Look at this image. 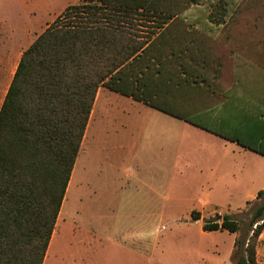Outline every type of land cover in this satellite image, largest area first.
Masks as SVG:
<instances>
[{"label":"trees","instance_id":"1","mask_svg":"<svg viewBox=\"0 0 264 264\" xmlns=\"http://www.w3.org/2000/svg\"><path fill=\"white\" fill-rule=\"evenodd\" d=\"M114 1L69 5L17 64L0 108V264H44L102 85L264 156V46L232 47L228 30L247 0ZM145 6L180 14L152 17L162 29L143 34L131 25L147 20L132 15ZM161 83L195 104L175 109ZM251 225L234 264H258L264 203ZM203 229L237 233L240 223L226 214Z\"/></svg>","mask_w":264,"mask_h":264},{"label":"rangeland","instance_id":"2","mask_svg":"<svg viewBox=\"0 0 264 264\" xmlns=\"http://www.w3.org/2000/svg\"><path fill=\"white\" fill-rule=\"evenodd\" d=\"M67 2L0 0V106L23 51ZM259 9L241 7L230 46L264 38ZM254 23L263 26L245 30ZM118 108L110 100L91 114L44 264H234L235 239L252 232L264 203V156L190 126L179 151L174 142L147 144L139 139L147 114ZM118 119L128 126L117 132ZM226 214L240 223L237 233L203 229ZM257 260L264 264V229Z\"/></svg>","mask_w":264,"mask_h":264},{"label":"crops","instance_id":"3","mask_svg":"<svg viewBox=\"0 0 264 264\" xmlns=\"http://www.w3.org/2000/svg\"><path fill=\"white\" fill-rule=\"evenodd\" d=\"M80 1L81 0H68V2L64 6V9L66 7H68L69 5L78 4V3H80ZM139 1H143V3L146 5L147 3H151V1H153V0H139ZM176 1H179V0H176ZM261 3L264 4V0H247L243 3L242 8H245L246 10H250V11H255V13L260 14L259 5ZM159 5H161V4H159ZM134 10L136 12L132 13V15H135L137 17H147L146 18L147 20H145V19L139 20L138 19V20H136L138 22L137 24L131 25L132 27L137 28V30L143 34H146L149 31H154V30L159 31L162 29L160 27H157V23H156V21H154L156 18H152V17L165 16V15H179L180 14L178 12V10L173 11V9H167V8H163V7L150 8L149 6L148 7L145 6V7H140V8H134ZM62 11L63 10H61V12ZM182 13H184V11ZM129 14H131V13H129ZM57 15L58 14H55L53 17H51L50 19H48L46 21V23H45L46 28L55 20ZM262 26L258 25V23H254L253 25H248L244 28L246 31H249V30L252 31V30H259V28L260 27L262 28ZM251 40H253V39H251ZM251 40L247 38L245 41L244 40H242L240 42L238 41L239 43H236V46H244V47L264 46V39H260V40L257 39L255 41H251ZM211 45L214 46V42L210 43V46ZM223 46H229V45L224 43ZM226 60H227V58H226ZM211 70H215V68L213 67V69H211ZM221 70H222V74H223L222 75L223 81L226 82V78L227 77L230 78V76L233 72V69L230 66H226V68H223ZM10 83H11V81H10ZM10 83H9V85H10ZM9 85H8L7 89L4 91V95H3V98L1 100V105L3 103L5 96H6ZM155 90L156 89L153 88V90H152L153 95L158 93V92H155ZM185 94H186L185 88L182 86H177V85L169 84V83H167V84L161 83V90H160L161 97L172 98L175 96L176 97L175 103L172 104V106H176L175 109H183L182 108L183 106L188 108L190 105L195 104L194 102L189 103L187 101H184ZM102 96H103V98L101 100ZM110 100L114 101V103H116L119 106L118 110H121V114L126 111V106H128L131 109V112L135 111L136 113H140L139 111H143L144 113L147 114V116L143 120V127H142L143 130H142L141 136L139 138L140 140L144 141L147 144L157 143L161 146L163 144H165L166 149H167V144L169 142H171V143L174 142V146L177 147V150L179 151L181 148V140L183 139L184 130L187 126H190L191 128H194V130H196V131H193V133L202 131V132H205V134H209L208 138L210 139V141H213V138H214V140L219 139V140L224 141V142H230V143L236 144L239 148H242L244 150H248V149L240 146L236 142L226 140V139H224L220 136H217L211 132H208V131H206V130H204V129L196 126V125H193V124L188 123L182 119H179V118H176V117L171 116L169 114H166L164 111L156 109V108L150 106L149 104H147L146 102H144L142 100H137L131 96H127V95L122 94L120 92L110 90L109 88H107L104 85H102L98 90L92 113H93V111L95 112V110H96V112H100L101 110H103L106 103ZM0 108H1V106H0ZM118 110H117V112H119ZM118 121L119 122L116 121V123L113 124L115 126L114 127L115 131L118 132L117 129L125 128L128 126L124 123L123 120L118 119ZM153 124H157V126L160 125V127H161L160 130L155 128V126ZM189 134L191 135V133H189ZM164 147H162V150ZM206 151L210 153V149H207ZM195 168H197L200 171H203L202 170L203 163L196 162ZM150 234H152V230L150 231ZM144 235H147V234L145 233Z\"/></svg>","mask_w":264,"mask_h":264}]
</instances>
